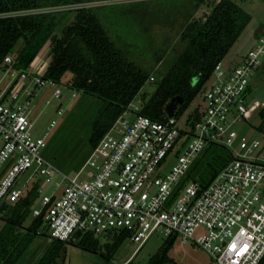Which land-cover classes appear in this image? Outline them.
Wrapping results in <instances>:
<instances>
[{
    "label": "built area",
    "instance_id": "2783aa9c",
    "mask_svg": "<svg viewBox=\"0 0 264 264\" xmlns=\"http://www.w3.org/2000/svg\"><path fill=\"white\" fill-rule=\"evenodd\" d=\"M35 60L21 71L8 56L0 67V207L35 189L31 216L57 242L126 233L136 254L157 234L201 248L216 264L262 263L264 142L240 137L233 127L256 112L248 96L264 67V35L236 67L216 66L206 106L197 108L198 118L193 114L185 128L178 126L176 112L155 120L136 108L134 119H117L73 175L47 157L57 122L42 136L32 131L37 90L53 83L45 79L50 60ZM61 96L57 90L55 97ZM210 145L224 147L232 160L206 188L194 181L181 186ZM88 166L93 172L84 176Z\"/></svg>",
    "mask_w": 264,
    "mask_h": 264
},
{
    "label": "trees",
    "instance_id": "16d2710c",
    "mask_svg": "<svg viewBox=\"0 0 264 264\" xmlns=\"http://www.w3.org/2000/svg\"><path fill=\"white\" fill-rule=\"evenodd\" d=\"M85 1L0 0V67L21 42L15 68L26 71L50 42V64L45 79L103 103L88 141L91 152L147 82L152 78L157 81L153 77L156 70L164 69L165 73L153 95L144 102L141 113L163 120L167 106L177 96L184 100L178 112L186 110L253 20L235 0H152L77 9L73 21L57 35L65 12H41ZM179 22L182 29L178 47L174 48L169 38L159 42L154 37V28L160 26L171 31ZM196 78L200 83L194 88ZM198 114L196 109L195 119ZM258 115L261 119L258 129L264 132V110ZM50 147L51 144L47 157L58 166ZM219 148L225 149L217 145L206 148L181 186L194 181L206 188L232 160L226 149L230 160L222 159ZM36 196L33 189L0 215L4 221L0 229V264H19L39 235L43 223L38 218L23 232ZM127 237L126 233L113 232L104 245L93 236L69 244L97 252L111 261ZM175 241L166 240L164 250L148 264H177L168 256ZM55 242L56 245L47 246L37 264H65L67 243Z\"/></svg>",
    "mask_w": 264,
    "mask_h": 264
},
{
    "label": "rangeland",
    "instance_id": "374dc122",
    "mask_svg": "<svg viewBox=\"0 0 264 264\" xmlns=\"http://www.w3.org/2000/svg\"><path fill=\"white\" fill-rule=\"evenodd\" d=\"M140 1L152 0H87L79 5L45 9L41 12L64 11L65 18L62 25L57 29L56 34L61 35L63 29L73 21L74 12L80 8H90L97 6H104L116 3H136ZM245 11L250 13L253 17L252 22L243 33L238 42L232 47L227 57L222 61V68L224 71L232 69L240 64L242 58L254 46L255 41L259 36L264 35V2L263 0H235ZM179 22L174 30L167 28L156 27L154 28V37L157 41H162L169 38L174 48L178 47V36L181 32L182 26ZM133 28V27H132ZM21 47V42L11 55L15 61L17 60V52ZM50 42L46 44L45 48L40 52L37 58L49 61ZM173 55V54H172ZM36 58V59H37ZM37 63V60H35ZM164 69L155 71L153 77L157 81H148L142 89L137 98L133 101L131 106L123 114L129 119L135 118L136 108L142 110L145 101L153 95L157 89L159 79L164 74ZM199 79L193 80V87L199 85ZM216 83L215 76L204 86V90L195 98L193 103L183 112L176 111L177 124L180 128H185L190 124V118L193 116L197 108L203 109L206 104L204 103V94L206 89L210 88ZM252 91L248 96L249 106L257 105L256 112L252 117L245 121L238 122L233 128L240 135L246 137L249 141L259 140L264 142V132L259 131L261 119L258 113L264 110V67L259 70L257 76L251 81ZM61 91V98L55 97V92ZM103 103L96 98H90L83 93L75 92L65 85H57L53 83H46L42 88L37 90V94L33 101L34 111L32 116L33 134L36 137L42 136L47 126L53 121L57 122V126L51 134L49 139L50 154L58 159V165L63 171L70 173V175L79 171L85 162L88 160L91 153V146L89 145V137L92 133V126ZM61 107L63 116L58 115V109ZM122 115V116H123ZM236 150L232 151L233 155L238 156L241 151L238 144ZM218 155L222 159L230 160L229 153L223 149H218ZM226 154L228 156H226ZM231 154V153H230ZM232 156V155H231ZM229 157V158H228ZM93 170L88 166L84 169L83 175H90ZM51 190L48 189L47 193L50 194ZM37 205V204H36ZM1 215V214H0ZM33 216H29L25 221L23 232L25 228L31 226L34 221ZM4 226V221L0 216V229ZM41 235L36 236L30 252H28L20 261L19 264H37L38 261L44 256L46 248L49 245H56V242L50 238V234L45 225L38 229ZM109 235L97 237L101 244L109 240ZM166 247V240L162 235H154L148 243L135 254L137 245L129 240H126L118 249L113 259L110 261L97 252L84 250L77 245L65 244L64 250L66 251L65 264H148L152 258L157 256ZM169 258L177 264H216V262L201 248L189 243L184 242L181 238L176 239L173 247L168 252Z\"/></svg>",
    "mask_w": 264,
    "mask_h": 264
},
{
    "label": "water",
    "instance_id": "95a60500",
    "mask_svg": "<svg viewBox=\"0 0 264 264\" xmlns=\"http://www.w3.org/2000/svg\"><path fill=\"white\" fill-rule=\"evenodd\" d=\"M183 104H184V100L182 97L180 96L174 97L169 103V105L167 106L166 112L168 113L170 117H174L175 112L178 109V107L182 106ZM8 208L9 206L7 204H3L0 207V214H3L4 212H6Z\"/></svg>",
    "mask_w": 264,
    "mask_h": 264
}]
</instances>
